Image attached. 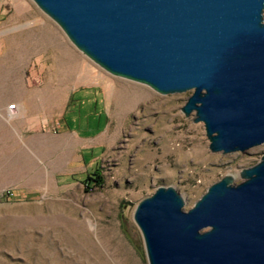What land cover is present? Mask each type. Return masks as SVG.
Here are the masks:
<instances>
[{"label": "rangeland", "instance_id": "1", "mask_svg": "<svg viewBox=\"0 0 264 264\" xmlns=\"http://www.w3.org/2000/svg\"><path fill=\"white\" fill-rule=\"evenodd\" d=\"M191 94L113 75L33 0H0V264H149L144 198L172 186L189 210L242 182L264 144L212 152Z\"/></svg>", "mask_w": 264, "mask_h": 264}, {"label": "water", "instance_id": "2", "mask_svg": "<svg viewBox=\"0 0 264 264\" xmlns=\"http://www.w3.org/2000/svg\"><path fill=\"white\" fill-rule=\"evenodd\" d=\"M109 73L161 94L192 90L182 111L210 150L264 144V0H33ZM213 183L189 210L159 186L134 219L149 264H264V154Z\"/></svg>", "mask_w": 264, "mask_h": 264}, {"label": "built area", "instance_id": "3", "mask_svg": "<svg viewBox=\"0 0 264 264\" xmlns=\"http://www.w3.org/2000/svg\"><path fill=\"white\" fill-rule=\"evenodd\" d=\"M9 113L10 115H16L19 113V107L17 104H12L9 107Z\"/></svg>", "mask_w": 264, "mask_h": 264}, {"label": "bare ground", "instance_id": "4", "mask_svg": "<svg viewBox=\"0 0 264 264\" xmlns=\"http://www.w3.org/2000/svg\"><path fill=\"white\" fill-rule=\"evenodd\" d=\"M228 175H230V176H232L233 177V175H231V174H228ZM234 178V177H233Z\"/></svg>", "mask_w": 264, "mask_h": 264}, {"label": "crops", "instance_id": "5", "mask_svg": "<svg viewBox=\"0 0 264 264\" xmlns=\"http://www.w3.org/2000/svg\"><path fill=\"white\" fill-rule=\"evenodd\" d=\"M20 107V106H19ZM19 110H20V108H19ZM20 112V111H19ZM59 121H61L60 119H59Z\"/></svg>", "mask_w": 264, "mask_h": 264}]
</instances>
